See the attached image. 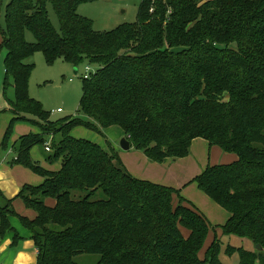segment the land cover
Wrapping results in <instances>:
<instances>
[{
    "label": "trees",
    "instance_id": "1",
    "mask_svg": "<svg viewBox=\"0 0 264 264\" xmlns=\"http://www.w3.org/2000/svg\"><path fill=\"white\" fill-rule=\"evenodd\" d=\"M92 1L5 5L3 87L13 88V98H7L12 117L1 146L17 122L37 125L39 132L19 135L11 147L13 162L43 181L24 185L16 197L34 211L32 218L16 213L0 191V237L13 231L16 242L8 219L15 215L32 233L35 264H78L81 254H98L95 264H223L216 229L180 190L134 177L112 145L106 149L69 134L79 126L97 131L115 125L152 161L188 156L196 138L235 155L230 162L208 164L192 181L229 213L221 235L261 246L228 245L226 255L237 254L238 264H264V0H141L136 21L108 31H96L77 12ZM35 52L47 64H100L83 78L81 117L52 120L29 96L33 64L26 60ZM47 136V161L59 159L57 171L30 157V149L45 146ZM210 233L212 242L200 258Z\"/></svg>",
    "mask_w": 264,
    "mask_h": 264
},
{
    "label": "rangeland",
    "instance_id": "2",
    "mask_svg": "<svg viewBox=\"0 0 264 264\" xmlns=\"http://www.w3.org/2000/svg\"><path fill=\"white\" fill-rule=\"evenodd\" d=\"M9 0H0V27L4 26V9L5 5ZM141 0H95L92 2L82 3L78 6L77 12L82 16L89 18L92 21V27L96 31H108L120 24L124 23H132L136 21L137 11ZM48 16L53 24V26L58 29L59 21L58 18L52 8V5L48 2L47 5ZM25 39L27 41L32 42L34 40L33 35L30 32L25 33ZM0 44H1V34H0ZM6 51L1 49L0 51V107H6L7 98H13V88L11 86H7L6 89L3 87V82L5 79V69H4V56ZM27 62L33 64V69L30 73L28 80V94L31 98L38 101L42 108L49 112V118L52 120L61 119L68 116H73V118L81 117L78 112V104L80 97L82 95V85H83V76L84 74H92L99 67L100 64L96 62H88L86 60L80 62L76 66H73L71 63L63 60L57 59L52 64H47L45 62L44 56L41 52H35L32 56H30ZM86 66L89 67V71H86ZM76 70V72H75ZM9 83H11V79L9 78ZM60 109V111H57ZM29 117H33L28 115ZM9 114L7 111H0V141L2 140V134L5 130L6 124L8 123ZM34 118V117H33ZM32 129H36L39 131V127L34 123H25ZM122 130L115 125L109 126L106 129H97L94 131H90L85 127L79 126L75 127L69 134L74 137L86 138L91 141L98 143L100 146L108 149L109 145L116 146L117 153L123 165H125V169L132 173L133 176L136 175L134 172V168L132 166V161L134 160L135 154L139 153L141 150L136 149L131 146L128 150H123L119 146V141L122 138ZM16 133L15 124L12 127L11 135L8 138L6 148L2 147L0 144V154L6 155L9 151L10 156L13 155L11 151V143L13 139V135ZM124 134V133H123ZM51 136H47V142L50 143ZM60 135H57L58 139ZM109 143V144H108ZM51 144V143H50ZM50 146V145H49ZM43 145H35L30 149V156L35 159L43 160L42 162H46V164H52V166L57 167L58 164L60 166V160L49 163L47 161L48 152L44 151ZM196 150V149H195ZM191 151V150H190ZM207 147L204 148L202 152L199 151H191V159L192 166L194 165L198 172L205 168V159L207 156ZM144 154V153H143ZM46 158V160H45ZM190 156L187 157L186 163H184L182 168H176L173 173L177 174V177H174L173 184L175 188H193L198 190L202 196L208 199L206 195L196 186L195 183H189L187 185L179 184L178 181L182 180V183L188 180L189 178H185V176H192V178L199 173L195 168H192L196 171V173H192L189 170V166L191 163ZM48 162V163H47ZM169 162L172 163L173 159H169ZM227 163V162H226ZM51 171H57L51 170ZM137 176L140 178L152 180L148 178V176L144 175L140 170L137 171ZM165 177V173L158 174L157 181L160 183V179ZM191 178V177H190ZM192 178L190 180H192ZM154 181V180H153ZM169 182L168 180H166ZM193 182V181H191ZM163 183V182H161ZM170 183V182H169ZM165 184V183H164ZM180 186V187H179ZM194 197V196H193ZM198 209L207 217L210 221L211 226L215 228L217 238L215 241L219 245L220 251L218 253V258L223 264H238V256L237 254L226 255L225 249L228 245L242 247L247 250H257L255 244L252 240L246 237H238L235 235H221V225L225 222V219L229 216V213L223 209L225 213L224 219L223 216L218 215L213 205L207 207L205 202L201 200V198H189ZM197 201V202H196ZM176 202V199L175 201ZM213 202V201H211ZM214 203V202H213ZM215 204V203H214ZM217 205V204H216ZM220 207L219 205H217ZM221 208V207H220ZM20 214V213H19ZM215 216L218 217L216 220ZM212 228V229H213ZM183 235L187 236L188 231L180 228ZM213 235L210 233L207 242L203 245V248L199 252V257L203 258L204 251L208 247V244L212 242ZM99 260L98 254H81L75 257V261L78 264H95Z\"/></svg>",
    "mask_w": 264,
    "mask_h": 264
},
{
    "label": "crops",
    "instance_id": "3",
    "mask_svg": "<svg viewBox=\"0 0 264 264\" xmlns=\"http://www.w3.org/2000/svg\"><path fill=\"white\" fill-rule=\"evenodd\" d=\"M75 72H76V70H75ZM0 111H7L8 112V103H7L6 107H3V108L0 107ZM8 114L10 116L8 118V122H9V119L12 117V114L10 112H8ZM7 124H6V127H7ZM15 126H16V133L12 136L13 137L12 143L21 134H26L29 132H39V131H36V129H32L31 127L26 125L24 122H17L15 124ZM6 127H5V130H6ZM5 130H4V132H5ZM4 132L2 134V138H3ZM122 136H124L123 132H122ZM0 144H1V141H0ZM113 147L115 150H117L116 146H113ZM205 147H207V151H206L207 156L205 159V164H206L205 167L208 164L230 162L235 157V155H233V154L226 153V152L222 151L216 145L210 146L208 144V142L203 138L194 139L192 141L190 150L202 152ZM4 148H6V147H4ZM130 148H131V146H130ZM11 151L13 153L12 156L8 155V154H10L9 151L6 153V155L0 154V191L3 195V198L12 200V207L16 213H18V214L20 213L19 215H21V216H27V217L32 218L35 215L34 211L26 208L25 205L22 203V201L16 197L24 185H34V186L39 185L43 181V177L34 173L29 168H27L23 165L14 163L13 159L15 157V153H14L12 147H11ZM44 151H45V149H44ZM191 151H190L189 155L186 157L176 158V159L165 158L161 162H156V161L150 160L149 158H147V156H145L143 154L142 151H140L139 153L137 152V154H135V156H134V160L132 161L133 162L132 166L135 169L134 172L136 173V175L134 177L139 178V179H144V178H140L137 176V171L140 170L144 175H146V176H148V178L152 179V180H148V179H145V180H148V181H151L154 183H158L159 182V181H157L158 174L165 173V177L164 178L161 177L160 183H158V184L173 187V186H175L173 184V182L175 181V180H173V178L178 176L177 174H175L173 172L176 168H182L183 167L184 163H186V161H187V157L190 156V159H191V157H192ZM46 152H48V151H46ZM31 159L33 161H36L39 165H41L43 168L48 169V170H56L59 168V164L57 167H55V166H52V164L49 165V164H46V162H42L43 160L35 159L34 157H31ZM169 159H173V162L170 163ZM45 160H46V158H45ZM192 163L193 162L191 159L189 170H191L192 173H196V171L194 169H192V168L196 169V167L194 165L192 166ZM124 167H125V165H124ZM196 170L198 172V169H196ZM198 173H196V174H198ZM130 174L133 175L132 173H130ZM190 177L192 178V176H185V178H189V179L188 180L186 179V181H184L183 183H182V180H179L178 183L182 184V185L194 183V182H191L192 180H190L191 179ZM166 180H168L170 183L167 182ZM161 182H163V183H161ZM173 188H175V187H173ZM175 189L180 190V195L185 200L189 201L190 203H192L194 205H195V203H193V201H191L189 198H192V199L195 197L201 198V200H203L205 202L207 207H210L211 205H213L215 212L218 215L223 216V219H224L223 213H225V212L223 211V208L222 207L220 208L216 205V203L214 204L213 202H211L212 200L207 195H206V197H208V199H210V200H207V198L202 196V194L198 190H195L194 188L192 190H190V188H188L189 190H187L185 187L182 189H180V188H175ZM46 203L49 205H52V204H54V200L53 199H47ZM215 218H216V220H218L217 216H215ZM8 219H9V222L12 225V227L15 229V232L17 233L18 239H16V242H13V237H14L13 231H10V232L6 233L4 236L0 237V264H35L36 260H37V250L35 247L34 240L32 238L31 231L21 223V221L19 220V218L17 216L9 215ZM226 220L227 219H225V221ZM225 221H223V222H225Z\"/></svg>",
    "mask_w": 264,
    "mask_h": 264
},
{
    "label": "water",
    "instance_id": "4",
    "mask_svg": "<svg viewBox=\"0 0 264 264\" xmlns=\"http://www.w3.org/2000/svg\"><path fill=\"white\" fill-rule=\"evenodd\" d=\"M119 146L123 149V150H128L130 147V143L128 141V139L125 136H122V138L119 141ZM258 250H261V246L259 244H257L255 246Z\"/></svg>",
    "mask_w": 264,
    "mask_h": 264
},
{
    "label": "built area",
    "instance_id": "5",
    "mask_svg": "<svg viewBox=\"0 0 264 264\" xmlns=\"http://www.w3.org/2000/svg\"><path fill=\"white\" fill-rule=\"evenodd\" d=\"M86 71H89V67L86 66ZM90 76V74L86 73L84 74L83 78H88ZM57 111H60V109H58ZM50 143H45L44 149L45 151H50Z\"/></svg>",
    "mask_w": 264,
    "mask_h": 264
}]
</instances>
